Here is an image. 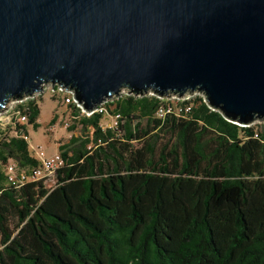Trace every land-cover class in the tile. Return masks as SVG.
<instances>
[{
  "label": "trees",
  "instance_id": "1",
  "mask_svg": "<svg viewBox=\"0 0 264 264\" xmlns=\"http://www.w3.org/2000/svg\"><path fill=\"white\" fill-rule=\"evenodd\" d=\"M37 100L0 129V264H264V124L198 96H121L115 128L69 104L82 134L58 147L64 165L13 188L3 164H40L20 136L39 127Z\"/></svg>",
  "mask_w": 264,
  "mask_h": 264
},
{
  "label": "water",
  "instance_id": "2",
  "mask_svg": "<svg viewBox=\"0 0 264 264\" xmlns=\"http://www.w3.org/2000/svg\"><path fill=\"white\" fill-rule=\"evenodd\" d=\"M46 82L87 112L127 88L264 120V0H0V110Z\"/></svg>",
  "mask_w": 264,
  "mask_h": 264
},
{
  "label": "built area",
  "instance_id": "3",
  "mask_svg": "<svg viewBox=\"0 0 264 264\" xmlns=\"http://www.w3.org/2000/svg\"><path fill=\"white\" fill-rule=\"evenodd\" d=\"M47 92H50L53 97H55L57 95L61 96L63 98V104L64 105H69V104L75 105L76 108L79 109L80 113L82 115H85L86 117H90L91 115H93L95 113L104 114L110 120V124L107 126V128H115L118 125L119 115H111L108 112L106 105L108 103H112L115 99H118L119 97L124 96V95H129V96L131 95L134 97L151 95V96H155L159 99L166 98L167 100L175 99L177 101L187 100L189 98L198 96V97H201L203 99V101L206 103L204 94L199 93V92H194L193 94H190V95L186 94L182 97L166 96V97L161 98V97L155 95L153 92H146L145 94H142V95H140V94L134 95L129 89L121 88L117 94L112 95L110 97V99L105 100L101 104H99L95 111L87 112L77 104V102L74 99V95L71 91H67L64 88L61 89L60 86L58 85V83L46 82L42 86V88L35 94H32L28 97L21 99V100L16 101V100L10 99L7 101V103L4 105V107L0 110V129L5 128L7 125L14 126L16 124L24 123L26 121V115L24 113L20 112V110L17 109V106L22 105V104L26 103L27 101L41 98ZM187 110L188 109H185V111H187ZM169 111H170L169 108L168 109L160 108L158 110L157 115H158V117H163L165 115V113H167ZM255 124H264V120L255 121L254 123H252L250 125H255ZM250 125H245L242 127H247ZM20 136L24 140L28 141V136L25 135L24 133H20ZM37 159L39 160L40 164L38 167L33 168L31 171H27L23 168H20L14 162H7L6 164H3V171H4V174L6 176L7 183L10 186H12L13 188H21L26 183H28L30 181H38V180H41L43 178L52 177L54 175V173L64 165V160L61 157L59 152L55 153L52 156H46L42 151H40Z\"/></svg>",
  "mask_w": 264,
  "mask_h": 264
},
{
  "label": "rangeland",
  "instance_id": "4",
  "mask_svg": "<svg viewBox=\"0 0 264 264\" xmlns=\"http://www.w3.org/2000/svg\"><path fill=\"white\" fill-rule=\"evenodd\" d=\"M37 105L39 127L37 129L32 126L27 127L29 152L33 157L38 158L40 151L46 156H52L58 152V147L61 144L70 140L71 136L82 134L80 128L75 127L76 123L71 119L70 111L63 104L61 96L57 95L53 98L52 94L47 92L43 97L38 98ZM53 119L54 123H52ZM109 124V118L103 117L102 127L107 128ZM52 184L53 180L51 179L47 185Z\"/></svg>",
  "mask_w": 264,
  "mask_h": 264
}]
</instances>
